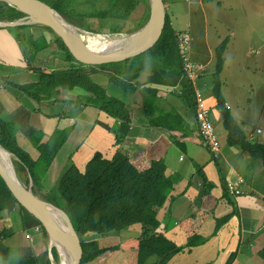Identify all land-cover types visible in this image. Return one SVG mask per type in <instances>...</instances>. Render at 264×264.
<instances>
[{
	"label": "crops",
	"instance_id": "obj_1",
	"mask_svg": "<svg viewBox=\"0 0 264 264\" xmlns=\"http://www.w3.org/2000/svg\"><path fill=\"white\" fill-rule=\"evenodd\" d=\"M35 28L33 31L38 33L31 35V42L42 37L45 46L34 48L32 59L19 39L4 40L6 36L0 35L4 40L0 41V117L18 125L17 141L33 159L40 155L36 145L38 139L45 143L56 129L70 130L43 176L42 191L39 190L42 196L43 191L55 189L65 167L75 164L84 170L96 153L111 159L120 152L139 169L159 160L175 184L166 204L158 211L157 231L184 246L166 264H227L233 254L229 264H264V160L228 144L221 107L215 96L216 89H220L224 105L238 121L219 80L224 63L218 76L216 73V47L226 37H218L217 42L210 44L205 30L204 39L190 51L194 60L206 65L197 79V86L214 114L212 121L220 141V151L215 154L200 133L194 91L193 95L189 92L183 71L138 72L128 78L132 87L127 91L111 82V69L96 68L91 73L92 79L105 87L110 97L124 103L128 119L112 116L93 104L71 102L79 95H86L87 91L79 86L57 100L38 101L23 90L14 91V85L37 81L41 72L79 66L78 62L68 60L59 45H55V33L50 36L40 26ZM229 42L223 53L224 62ZM49 55L52 58L46 62ZM262 129L257 127L256 132L261 134ZM250 133L246 135L253 140L254 132ZM257 142H264V139ZM239 180H242L238 186L240 192H231L228 184ZM20 212L14 208L10 211L19 215ZM141 231V223H136L128 228L130 233H95L96 238L92 240L106 250L81 264H139L137 249ZM193 235H198L197 244L187 246ZM40 237L43 240H36L37 248L26 241L30 257L38 254V248L40 256L46 248L52 255L47 239L42 234ZM114 246L117 248L111 249ZM35 260L33 262L38 264ZM52 261L57 263L54 257Z\"/></svg>",
	"mask_w": 264,
	"mask_h": 264
},
{
	"label": "trees",
	"instance_id": "obj_2",
	"mask_svg": "<svg viewBox=\"0 0 264 264\" xmlns=\"http://www.w3.org/2000/svg\"><path fill=\"white\" fill-rule=\"evenodd\" d=\"M44 1L74 25L87 31L105 33L112 37L136 32L144 26L150 13L149 0ZM25 15L5 1H0V20H15ZM228 40L229 38L226 37L216 47L217 76L223 67V53ZM56 42L66 53V58L75 61L62 39L56 36ZM78 64V67L41 72L32 91L28 90L25 85L15 86H19L21 90H28V93L38 101L57 100L59 96H64L68 91L79 86L87 93L79 95L71 102L78 101L80 105L93 104L106 110L112 116L128 119V111L124 109V103L117 98L110 97L106 88L91 77V73L96 68H110L107 66L110 63L95 67ZM114 64H116L112 69L114 73L109 74L110 80L127 91H130L132 87L128 78L138 72L159 69H168L173 73L182 72L177 32L170 23L168 13L164 31L151 49L140 56ZM187 86L193 95L190 83ZM215 96L221 107L228 144L237 146L243 152L264 160V142L253 141L247 137L238 121L231 115L229 108L224 105L220 89H216ZM18 129L16 123L0 117V143L18 157V159H13V162L20 180L28 184L31 176L37 191H42L43 176L64 144L70 130L56 129L46 143H39L38 139L36 145L40 155L37 159H33L19 145ZM174 184L173 177L167 174L165 165L159 160L152 161L151 165L144 169H139L127 155L120 152H117L111 159L96 153L88 161L84 170L71 164L64 168L57 179L55 189L60 192V197L65 202L64 205L57 204L51 191L45 190L43 194L47 200L62 207L71 217L81 238L83 248L81 263L96 258L106 250L99 248L95 240L85 242L82 238L84 234L111 233V231L125 230L136 223H141L139 264H149L148 259L150 262L152 257L150 264H166L174 254L184 248L168 239L163 232L157 231L160 225L157 217L158 211L166 204ZM10 202L19 205L0 177V217ZM21 210L24 212L22 208ZM24 214L27 215L25 212ZM9 234L7 227L0 228V242L4 241ZM41 234L47 239L44 233L41 232ZM197 241L198 235H193L188 239L187 246L195 245ZM114 248L117 247L114 246L111 249ZM45 252L47 256V248ZM53 253L56 257L58 256L54 248ZM233 256L227 264L231 262ZM262 257H264V248ZM43 262L51 264L48 256Z\"/></svg>",
	"mask_w": 264,
	"mask_h": 264
},
{
	"label": "rangeland",
	"instance_id": "obj_3",
	"mask_svg": "<svg viewBox=\"0 0 264 264\" xmlns=\"http://www.w3.org/2000/svg\"><path fill=\"white\" fill-rule=\"evenodd\" d=\"M200 1L173 0L168 2L164 0L170 23L176 32L188 31L190 51H192L193 45L204 39L205 30L207 41L210 44L217 42V38L221 36V38H229L224 70L219 76L222 90L225 92V97L232 104L233 112L237 114L238 123L245 134L250 135L252 134L250 132H254L252 135L253 141L264 139V0H214L203 2V4H200ZM36 25L48 32L50 36H54L50 28L41 24L0 27V35L6 36L4 40H8L9 37L19 39L25 46L27 55L32 59L35 56L34 48L38 49L40 46H45V39L42 37H37L34 42H31V35H34L35 32L38 33L33 31V29H36ZM88 32L106 39L113 38L105 33ZM119 37L123 36L120 35ZM4 40L0 39L2 42ZM57 44L56 42L55 45L58 46ZM64 54L66 56L65 52ZM36 57L40 56L37 55ZM51 58L52 56L49 55L45 61L49 62ZM115 65L114 63L107 65L110 67L111 73H114L112 69ZM214 66H216V63L214 64L213 61L212 67L214 68ZM21 85H25L28 90L32 91L35 82ZM15 89L21 90L19 86H15L14 91H16ZM28 90L23 91L28 93ZM213 115V112H210L212 120ZM257 127L263 128L261 134L256 132ZM39 143L41 142L39 141ZM18 170L21 172L20 167H18ZM33 189L42 196V193L37 191L35 184H33ZM51 192L57 204L64 205L65 202L60 197V192L56 189L51 190ZM13 208L21 210L19 205L10 202L0 217V228L7 227L10 232L9 236L0 242V264L5 262L11 264H37L33 262L35 258L39 259L38 264H46L43 260L47 256L51 264H53L52 257H54L55 262L57 261L56 264H59L55 253L51 255L48 252L46 256L44 250L40 256L41 249L39 248L36 252L38 254H33L30 257L26 241L30 243V246L37 248L36 240H43L40 237L42 231L35 226L34 222L22 210L20 212L21 217L19 213H10ZM127 231L128 229L111 231V233L133 232L132 230ZM94 234L90 232L84 234L82 238L86 242L96 238ZM170 240L174 242L172 238ZM46 242L47 245H50L48 238ZM137 251L139 253V249ZM150 262L148 259L149 264Z\"/></svg>",
	"mask_w": 264,
	"mask_h": 264
},
{
	"label": "water",
	"instance_id": "obj_4",
	"mask_svg": "<svg viewBox=\"0 0 264 264\" xmlns=\"http://www.w3.org/2000/svg\"><path fill=\"white\" fill-rule=\"evenodd\" d=\"M2 1L26 15L15 20H0V27L45 25L62 39L75 61L83 65L97 66L140 56L157 43L166 25L167 12L164 0H149L150 13L144 26L129 35L111 38L113 40L133 39L123 45L101 48L91 45L85 39L83 32H90L69 22L44 0ZM7 157L11 168L7 165ZM13 159H18V157L0 143V177L2 181L35 226L47 236L50 250L54 248L57 251L58 263L61 264L64 258L65 264H81L83 257L81 238L71 217L62 207L40 196L33 189L34 181L31 176L28 185H25L16 172ZM44 213L53 221V226L43 216Z\"/></svg>",
	"mask_w": 264,
	"mask_h": 264
},
{
	"label": "built area",
	"instance_id": "obj_5",
	"mask_svg": "<svg viewBox=\"0 0 264 264\" xmlns=\"http://www.w3.org/2000/svg\"><path fill=\"white\" fill-rule=\"evenodd\" d=\"M177 42L181 55L183 74L194 91V110L200 133L212 151L217 154L220 151L219 137L211 119L210 110L206 105L204 94L197 86V79L205 71L206 65L204 62L196 61L191 57L189 49L190 36L188 31L177 32ZM258 131L260 132L261 130L258 129ZM241 182L242 180L229 183V190L234 193H239L240 189L238 186Z\"/></svg>",
	"mask_w": 264,
	"mask_h": 264
},
{
	"label": "bare ground",
	"instance_id": "obj_6",
	"mask_svg": "<svg viewBox=\"0 0 264 264\" xmlns=\"http://www.w3.org/2000/svg\"><path fill=\"white\" fill-rule=\"evenodd\" d=\"M83 33H84L85 39L91 45L100 46L101 48L123 45V44H126L130 40L133 39V38H124V39L113 40L110 37H109L110 39H106V38L101 37L100 35H94L92 33H87V32H83ZM6 161H7V165L10 167V161H9L8 157H7ZM43 216L46 219H48L49 220V224L51 226H53V221L48 217V215L46 213H44ZM56 228H58V227H56ZM61 264H65L64 263V258L62 259V263Z\"/></svg>",
	"mask_w": 264,
	"mask_h": 264
}]
</instances>
